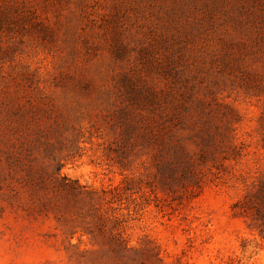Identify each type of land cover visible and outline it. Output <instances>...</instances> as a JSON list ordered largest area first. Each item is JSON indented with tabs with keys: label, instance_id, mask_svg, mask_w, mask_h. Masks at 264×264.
<instances>
[{
	"label": "rangeland",
	"instance_id": "374dc122",
	"mask_svg": "<svg viewBox=\"0 0 264 264\" xmlns=\"http://www.w3.org/2000/svg\"><path fill=\"white\" fill-rule=\"evenodd\" d=\"M0 264H264V0H0Z\"/></svg>",
	"mask_w": 264,
	"mask_h": 264
},
{
	"label": "trees",
	"instance_id": "16d2710c",
	"mask_svg": "<svg viewBox=\"0 0 264 264\" xmlns=\"http://www.w3.org/2000/svg\"><path fill=\"white\" fill-rule=\"evenodd\" d=\"M114 189H116V188H114ZM113 238H114L113 241H114V244L116 245L117 250H122V251H127V252H129L131 250V248H129L127 246V244L125 243L122 236H120V232H116V234H114Z\"/></svg>",
	"mask_w": 264,
	"mask_h": 264
}]
</instances>
